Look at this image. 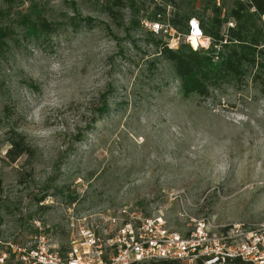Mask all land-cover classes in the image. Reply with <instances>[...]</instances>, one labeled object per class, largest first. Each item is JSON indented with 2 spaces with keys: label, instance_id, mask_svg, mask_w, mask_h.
<instances>
[{
  "label": "rangeland",
  "instance_id": "374dc122",
  "mask_svg": "<svg viewBox=\"0 0 264 264\" xmlns=\"http://www.w3.org/2000/svg\"><path fill=\"white\" fill-rule=\"evenodd\" d=\"M235 1L0 0V251L38 233L65 250L71 219L123 209L180 234L189 218L264 224V46L238 80L184 97L168 37L144 25ZM15 137L28 150L12 162Z\"/></svg>",
  "mask_w": 264,
  "mask_h": 264
},
{
  "label": "built area",
  "instance_id": "2783aa9c",
  "mask_svg": "<svg viewBox=\"0 0 264 264\" xmlns=\"http://www.w3.org/2000/svg\"><path fill=\"white\" fill-rule=\"evenodd\" d=\"M145 27L168 37L165 47L177 48L176 31L161 15ZM228 28L233 24L228 22ZM193 50L192 37H204L192 18L184 35ZM217 47V46H214ZM206 48V47H205ZM118 216L96 214L70 220L68 247L57 249L48 234L38 233L25 244H9L0 251V264H150L161 260L181 264H264V224L213 227L203 218H189V230L180 234L160 215L142 217L123 209ZM187 216L185 211L180 215Z\"/></svg>",
  "mask_w": 264,
  "mask_h": 264
},
{
  "label": "trees",
  "instance_id": "16d2710c",
  "mask_svg": "<svg viewBox=\"0 0 264 264\" xmlns=\"http://www.w3.org/2000/svg\"><path fill=\"white\" fill-rule=\"evenodd\" d=\"M249 9L261 19L264 17V0H247L246 3L236 0L227 16L221 18L217 13L210 20L199 21L204 37L209 38L213 46H220L222 51L218 53L210 48L193 50L186 44L171 50L165 47V43L162 44L160 55L173 67L184 97H205L209 87L238 80L244 75V68L254 64L255 59L262 55L263 49L259 47L264 46V29L256 26L257 19L253 13H248ZM192 18L183 13L181 17L175 15L169 22L173 29L180 31L179 24L185 25V35L187 23ZM228 19L234 20L235 27L222 30ZM41 27L43 30L47 28L45 25ZM199 44L206 45V41L200 40ZM9 142L11 147L7 158L14 162L27 152L28 147L19 137L11 138ZM42 201L43 198L38 200ZM150 264L181 263L161 260ZM232 264L248 263L233 260Z\"/></svg>",
  "mask_w": 264,
  "mask_h": 264
},
{
  "label": "bare ground",
  "instance_id": "6f19581e",
  "mask_svg": "<svg viewBox=\"0 0 264 264\" xmlns=\"http://www.w3.org/2000/svg\"><path fill=\"white\" fill-rule=\"evenodd\" d=\"M198 42H199V40L197 38H195V37H192L190 39V43L192 44L193 47H197L198 46Z\"/></svg>",
  "mask_w": 264,
  "mask_h": 264
}]
</instances>
